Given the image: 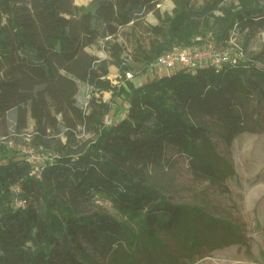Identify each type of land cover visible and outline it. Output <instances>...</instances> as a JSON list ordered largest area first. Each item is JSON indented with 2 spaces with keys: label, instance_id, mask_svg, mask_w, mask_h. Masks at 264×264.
Listing matches in <instances>:
<instances>
[{
  "label": "trees",
  "instance_id": "trees-1",
  "mask_svg": "<svg viewBox=\"0 0 264 264\" xmlns=\"http://www.w3.org/2000/svg\"><path fill=\"white\" fill-rule=\"evenodd\" d=\"M164 1L0 0V124L13 113L24 133L31 119L32 146L45 159L38 177L20 149L0 140V264H102L90 249L128 244L132 256L161 233L174 234L189 254L217 241L212 219L205 215L201 231L197 210L172 202L147 170L163 165L172 148L191 159L201 179L221 183L227 172L205 120L221 123L228 145L264 128V48L246 57L264 31V0H172V13L161 12ZM150 13L158 22L144 25L147 43L125 32ZM120 36L133 44L127 55ZM240 38L244 59L234 49L221 69L177 67L161 76L148 69L174 48L212 42L227 51ZM95 46L106 59L88 50ZM110 66L124 76L118 84ZM146 72V82L136 84ZM81 86L90 91L87 108L78 104ZM118 99L125 115L117 118Z\"/></svg>",
  "mask_w": 264,
  "mask_h": 264
},
{
  "label": "rangeland",
  "instance_id": "rangeland-1",
  "mask_svg": "<svg viewBox=\"0 0 264 264\" xmlns=\"http://www.w3.org/2000/svg\"><path fill=\"white\" fill-rule=\"evenodd\" d=\"M90 2L91 0H74V4L78 6H87ZM173 8L172 0L164 1L160 7L161 12L169 13H172ZM157 22L155 14L150 13L137 30L128 28L125 32L133 33V36L140 37L147 43L149 35H146L144 25ZM119 39L122 42L126 41L127 55L133 46L130 37L120 36ZM233 41V46L239 47L242 46L244 38ZM263 48L264 31L258 33L250 42L251 50L246 57H251ZM88 50L97 53L102 59L107 58L104 51H99V46ZM146 76L147 72L141 74L135 83L138 85L145 83ZM123 77L116 66H110L109 78L114 84L122 81ZM98 96L108 102L112 95L103 93ZM89 99V89L81 86L77 96L78 104L84 107ZM122 104V100L118 99L114 105V109H118V113H115L117 118L125 115ZM262 111L264 113V105ZM111 116H114V113ZM205 122L212 127L210 137L220 157L222 168L227 172L225 181L217 184L201 179L194 173L191 159L172 148L167 150L163 165H151L147 171L150 183L172 202L197 210L196 217L202 227L201 231L206 229L205 218L212 219L210 228L216 230L214 237L217 241L207 243L202 241L197 251L189 254L186 246H183L174 234L161 233L159 240L152 242L156 245L150 248L148 241L144 239L142 251L135 247L132 256L126 250L128 244H117L114 248L116 250L112 252L90 249V256L94 260L102 264H264V128L254 133H243L228 145L222 136L221 123L211 119H206ZM15 127L14 114L11 113L9 118L0 124V140L7 141L8 146L14 151L21 147L33 148L32 137H25L26 133H33V121L28 119V130L24 133L16 131ZM100 204L97 205L101 206ZM103 207L115 214L108 202H105ZM134 226L136 227V224ZM194 239L196 238L191 237L190 241ZM187 244L192 245L191 242Z\"/></svg>",
  "mask_w": 264,
  "mask_h": 264
},
{
  "label": "built area",
  "instance_id": "built-area-1",
  "mask_svg": "<svg viewBox=\"0 0 264 264\" xmlns=\"http://www.w3.org/2000/svg\"><path fill=\"white\" fill-rule=\"evenodd\" d=\"M237 50L238 47L234 46V48H231L227 51H218L215 50L212 42H208L205 48L193 51H183L179 48H174L173 51L166 53L160 56L158 59L152 61L148 65V69L159 76L164 74L168 70L173 71L179 65H181V67L187 68L189 71L208 66H213L215 68L221 69L226 63L232 62L233 51L238 54L239 59H244V53ZM126 76L129 80L133 79V73L131 71L127 72ZM88 102L84 105V108H87ZM106 124H112V119L110 117L106 118ZM25 137L31 138L32 133H26ZM20 150L22 154L25 155L28 160H31L32 163L36 166V174L38 177H40L43 170V162L45 160L44 156L39 154L34 148L31 147H21ZM18 206L23 207L24 203L22 201H19Z\"/></svg>",
  "mask_w": 264,
  "mask_h": 264
},
{
  "label": "crops",
  "instance_id": "crops-1",
  "mask_svg": "<svg viewBox=\"0 0 264 264\" xmlns=\"http://www.w3.org/2000/svg\"><path fill=\"white\" fill-rule=\"evenodd\" d=\"M171 71H172V70H168L167 73H168V72H171Z\"/></svg>",
  "mask_w": 264,
  "mask_h": 264
}]
</instances>
